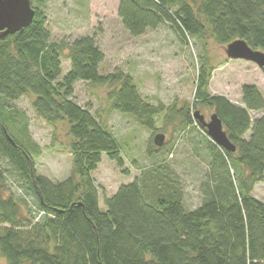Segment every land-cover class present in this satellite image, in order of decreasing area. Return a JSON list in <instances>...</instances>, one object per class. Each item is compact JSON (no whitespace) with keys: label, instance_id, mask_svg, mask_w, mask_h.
<instances>
[{"label":"trees","instance_id":"1","mask_svg":"<svg viewBox=\"0 0 264 264\" xmlns=\"http://www.w3.org/2000/svg\"><path fill=\"white\" fill-rule=\"evenodd\" d=\"M32 7L29 25L0 37L3 264H264V201L252 194L255 184L264 181L260 89L244 83L240 103L211 94V67L201 54L192 105L153 104L141 96L129 73L100 72L104 54L93 35L68 45L71 67L60 78L62 44L51 41L44 10ZM117 14L133 36L169 24L181 39L201 45V51L210 37L222 45L242 38L264 51V0H119ZM76 81L116 84L109 92L112 107L152 130L159 113L165 121L175 114L191 121V108L198 105L217 113L236 149L228 151L209 138L198 205L186 208L176 174L156 167L119 185L100 208L92 172L102 153L120 168L124 162L107 126L72 98ZM29 92L33 110L49 125L68 123L72 169L62 180L36 172L40 146L14 103ZM12 178L25 188L26 198L12 190Z\"/></svg>","mask_w":264,"mask_h":264},{"label":"rangeland","instance_id":"2","mask_svg":"<svg viewBox=\"0 0 264 264\" xmlns=\"http://www.w3.org/2000/svg\"><path fill=\"white\" fill-rule=\"evenodd\" d=\"M118 3L119 0H44L40 4L38 0H31V5L40 6L45 12L51 41L62 44L60 78L71 67L67 58L68 45L77 37L93 35L104 54L100 72L107 74L120 70L129 73L141 96L150 103L164 104L165 107L175 104L177 108L185 102L192 105L201 54L211 67L207 87L211 94L224 95L232 102L240 103L242 85L251 83L264 95V71L255 63L227 57L225 45L211 37L205 41L206 50L201 51V45L192 38L181 39L169 24L139 36L130 35L117 14ZM115 85L76 81L72 97L107 126L123 158V167L120 168L106 153H102L101 161L92 172L98 186L100 208H105L103 199L111 196L119 185L129 183L156 167L164 170L167 167L166 170H173L176 174L186 208L198 205L200 184L208 169L206 151L210 139L194 111L198 109L207 121L213 109L201 105L192 107L191 121H184L177 114L165 121L159 113L154 118L152 130L132 114L112 107L109 92ZM31 100L29 92L14 103L25 113L28 132L40 146L41 153L34 158L36 172L54 181L62 180L72 169L68 123L59 121L52 127L35 113ZM252 116L256 117V114ZM156 134L164 136L161 145L153 141ZM149 146L153 151L149 152ZM10 183L16 194L26 198L24 187L13 178ZM252 194L264 201V181L255 184ZM4 262L0 255V264Z\"/></svg>","mask_w":264,"mask_h":264},{"label":"water","instance_id":"3","mask_svg":"<svg viewBox=\"0 0 264 264\" xmlns=\"http://www.w3.org/2000/svg\"><path fill=\"white\" fill-rule=\"evenodd\" d=\"M34 14L35 10L31 5V0H0V37L13 34L29 25ZM224 51L227 57L251 61L264 71V51L252 48L245 39H233L225 44ZM194 115L214 143L228 151H235L236 146L229 139L222 120L215 111L210 114L207 121L198 109H195ZM163 138V134H156L153 141L161 145Z\"/></svg>","mask_w":264,"mask_h":264}]
</instances>
